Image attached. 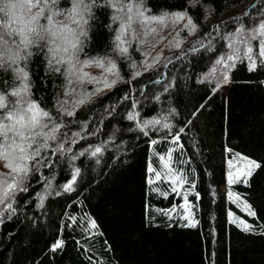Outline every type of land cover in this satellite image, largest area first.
<instances>
[{
  "label": "trees",
  "instance_id": "1",
  "mask_svg": "<svg viewBox=\"0 0 264 264\" xmlns=\"http://www.w3.org/2000/svg\"><path fill=\"white\" fill-rule=\"evenodd\" d=\"M261 5L264 0H145L148 14L187 10L197 30L179 53L142 71H137L140 50L132 49L127 58L114 53V27H108L112 13L99 12L91 24L88 55L81 54V59L112 57L121 84L78 105L74 116L63 117L66 126L58 135L78 132L80 137H73L76 143L65 142L72 151L64 157L44 151L53 166L41 167L39 172L33 169L26 181L28 191L17 193L11 201L15 211L10 218L4 212L0 264H264V67L257 61L258 70L249 72L246 60L236 61L224 83L226 91L212 90L215 77L225 70L215 60L231 51L229 34L240 22L246 29L254 27ZM252 44L255 54L257 41ZM193 47L199 52H193ZM237 47L242 55L244 46ZM33 60L29 65L32 98L56 116L54 105L57 97L66 98V81L58 74L45 77L42 58ZM213 68L218 71L210 77ZM137 72L140 75L134 77ZM10 76L0 69V81L10 82ZM82 89L92 91L85 85ZM129 112L137 114L135 120L127 119ZM154 119L160 124L149 125L144 135L143 122ZM165 123L170 128H163ZM181 128L179 143L172 144ZM56 143L50 141L53 148ZM97 146L102 152L93 157L91 151ZM85 149V155L70 166L67 157ZM169 149L176 173L195 185L189 197L194 227L185 226L172 194H158L145 183L146 163L154 165L153 155ZM233 153L261 164L245 185L232 188L255 217L248 218L227 204L220 190L224 158ZM74 167L81 169L75 190L65 193L60 186L70 179ZM44 177L51 178V190ZM56 191L61 194L55 195ZM170 209L174 211L169 213ZM226 209L252 230L228 224ZM57 239L64 241L63 247L52 251Z\"/></svg>",
  "mask_w": 264,
  "mask_h": 264
},
{
  "label": "snow or ice",
  "instance_id": "2",
  "mask_svg": "<svg viewBox=\"0 0 264 264\" xmlns=\"http://www.w3.org/2000/svg\"><path fill=\"white\" fill-rule=\"evenodd\" d=\"M252 7L256 8L255 2ZM102 10H110L112 13L109 28L112 24L118 25L114 30L116 35L113 51L120 57H130L129 47L133 41L156 34L160 28L180 25L183 22L182 30H188V34L197 30V24L188 15L187 10L148 14L150 9L145 7V0H66L64 6L62 0H0V69L11 74L10 82L0 81V162H3L7 169L6 172L0 173V205L4 206L3 211H0V222L4 212H9L10 218L11 213L15 211L11 201H14L17 193L28 191L26 181L32 170L39 172L41 167L53 166V161L43 155L44 151H50L52 157H57V154L64 157L72 151L71 148H65V142L76 143L73 137H80V133H63V138L58 133L66 126L63 117L74 116V109L78 105L90 102L92 93L83 90L82 85L102 83L106 89H112L121 80L117 64L112 57L81 59V54L85 57L88 55L86 48L91 40V24ZM255 16L259 19L254 27L246 29L244 23L240 22L235 31L229 34L233 38L228 43L231 51L215 60V64L223 65L225 70L220 77H215L218 71L216 68L209 73V76L215 77L217 81L213 91L218 90L221 82L229 81L228 72L236 66V61L244 63L246 60L249 72L258 70L257 61L260 67H264V5L257 8ZM232 19L237 22V18ZM252 41H257L255 54ZM209 45L208 50L211 51V42ZM237 45L244 46L242 55L241 48ZM176 47H180L179 42ZM192 51L199 52V49L193 47ZM34 57L42 58L46 69L45 77L58 74L66 81V90L63 93L66 98L57 97L54 105L56 116L32 98L33 72L29 65L34 62ZM92 65L102 70L100 78L92 77L85 71V68ZM132 67L136 65L132 64ZM136 75L140 73L137 72ZM8 88H11L10 92ZM93 91L98 92L100 89ZM165 91H168L167 86ZM124 99L128 97L125 96ZM156 99L159 100L160 97L157 96ZM136 115L129 112L127 119L133 121ZM157 124H160L158 119L144 121L140 131L148 135L144 129ZM162 127L168 129L170 125L165 123ZM182 132L181 128L175 134L173 142L179 143ZM50 141L57 142L55 148L51 146ZM151 143L155 145L157 141L152 140ZM87 151L88 149L79 152L78 156H68L69 165L72 166V162L84 156ZM228 151L232 152L231 149ZM101 152V147L97 146L91 151V156L95 157ZM233 156L244 160L245 164L243 168H237L235 173L229 171L228 183L246 184L247 177H251L253 170L260 168L261 164L239 153H233ZM232 167V161L229 160V168ZM80 171L79 167H74L70 179L60 186L63 192L70 193L75 190L74 185ZM149 171L154 172L157 180L161 178V173L151 166ZM43 179L46 188L51 190V178ZM152 182L149 180V183ZM172 190L176 191L175 187ZM51 194L49 191V195ZM60 194V191L55 192L57 196ZM229 195L233 197L234 202L240 200L239 196L232 193ZM184 201L180 207L188 211V215L182 217L189 221L185 226L194 227L195 222L190 219L191 209L187 195L184 196ZM243 207L249 216H256L249 205L244 204ZM172 211L174 209L168 210L169 213ZM231 222L237 223L245 232L252 230L251 225L244 220L233 219ZM90 227L96 228L94 221ZM63 244L62 239H57L51 245V250L56 251L62 248Z\"/></svg>",
  "mask_w": 264,
  "mask_h": 264
},
{
  "label": "rangeland",
  "instance_id": "3",
  "mask_svg": "<svg viewBox=\"0 0 264 264\" xmlns=\"http://www.w3.org/2000/svg\"><path fill=\"white\" fill-rule=\"evenodd\" d=\"M183 22L180 25L176 26H170L168 28H160L156 34L148 35L143 37L141 40L133 41L132 45L129 47V52L132 49H135V51L140 50L142 60H141V69H137V71L147 70L150 67H154L164 61V59L174 53H179L184 46L187 44L188 41L192 40L193 37L196 35V31L193 34H188V30H182ZM114 30L118 27L117 24H113ZM116 32L114 31V40H115ZM179 42L180 47L177 48L176 44ZM115 46V45H114ZM131 56V55H130ZM120 57V56H119ZM127 58V57H124ZM85 71L89 73L92 77L100 78L102 76V70L95 65L89 66L85 68ZM136 74L134 73V77ZM121 84V80L116 84ZM85 87L89 90H92L91 97L94 98V96H98L102 93L108 92L111 89H106L102 83H86L84 84ZM115 86V87H116ZM114 88V87H113ZM112 88V89H113ZM227 88V84L221 83L218 87L217 92H225ZM94 89H100L98 92H94ZM91 98V99H92ZM172 144H175V142L172 141ZM172 149H169V151L166 154L161 155H153V158L155 159V164L151 165L149 163H146L145 170H146V185L156 191L158 194L162 193L167 196L169 194H172L178 203V211L177 214L181 216L188 215V211L184 208H181L180 205L184 204V196L187 195L188 198V205L191 209V217L190 219L194 221L193 215H192V206L189 201V197L194 194V187L192 184H187L182 177L176 173L175 169L173 168V162H172ZM163 157V159H161ZM229 160L232 161L233 167L229 168ZM245 164L244 160L238 159L235 156H231V158L228 159L226 156L224 158L223 162V180L221 182L220 190L224 194L226 198L227 204L233 206L236 210H238L242 215L251 218L252 216H249L247 214V211L244 209V204H246L242 198H240L239 201L234 202L233 197L229 195V193H232V188L236 185L242 184L245 185V183H234L229 184L228 183V173L229 171H232L235 173L237 168H243ZM149 166L154 168L156 171L161 173V178L157 180L155 178L154 172L149 171ZM256 169L253 170V173ZM7 169L4 167V163L0 162V173L6 172ZM250 177H247V181ZM149 180H152V183H149ZM173 181H176L174 184ZM173 187H175L176 191H173ZM237 196L236 194H234ZM230 211L228 209L225 210V219L228 224H232L237 226V223H232L231 221L233 219H236L237 221L242 220L237 218L233 213L230 215ZM183 219V218H182ZM187 224L189 223L188 220L183 219ZM238 227V226H237ZM240 228V227H238ZM241 229V228H240Z\"/></svg>",
  "mask_w": 264,
  "mask_h": 264
},
{
  "label": "water",
  "instance_id": "4",
  "mask_svg": "<svg viewBox=\"0 0 264 264\" xmlns=\"http://www.w3.org/2000/svg\"><path fill=\"white\" fill-rule=\"evenodd\" d=\"M263 87H264V84H263Z\"/></svg>",
  "mask_w": 264,
  "mask_h": 264
}]
</instances>
